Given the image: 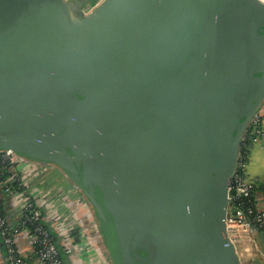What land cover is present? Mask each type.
Instances as JSON below:
<instances>
[{"label": "water", "instance_id": "1", "mask_svg": "<svg viewBox=\"0 0 264 264\" xmlns=\"http://www.w3.org/2000/svg\"><path fill=\"white\" fill-rule=\"evenodd\" d=\"M264 101L263 0H0V149L56 164L114 264H240L229 182Z\"/></svg>", "mask_w": 264, "mask_h": 264}, {"label": "built area", "instance_id": "2", "mask_svg": "<svg viewBox=\"0 0 264 264\" xmlns=\"http://www.w3.org/2000/svg\"><path fill=\"white\" fill-rule=\"evenodd\" d=\"M263 110L264 103L245 129L237 168L229 182L231 200L228 204L226 217L228 233L236 243L245 241L246 249H249L250 244L254 242L255 231L257 229L264 231V210L254 201L255 180L246 173L249 142L254 136H264ZM27 164L38 166L43 165V162L28 158L13 148L0 149V234L5 248L6 264H69L51 237V232L44 221L45 214L41 204L30 193L26 184L22 168ZM74 184L90 204L101 233L94 206L85 192L76 183ZM8 202L16 206V212L18 216H21L16 223L11 222L8 218L9 215L5 209ZM23 232H27L33 245L36 254L35 261L27 259L22 253L18 236ZM73 248V245H68L64 251L71 253ZM80 248L83 247L80 246ZM80 252H82L81 249Z\"/></svg>", "mask_w": 264, "mask_h": 264}, {"label": "crops", "instance_id": "3", "mask_svg": "<svg viewBox=\"0 0 264 264\" xmlns=\"http://www.w3.org/2000/svg\"><path fill=\"white\" fill-rule=\"evenodd\" d=\"M262 127L264 129V110ZM22 173L30 193L42 206L45 221L57 232L64 248L73 245L71 253L64 251L69 264H114L106 242L99 232L90 204L58 166L27 164L23 166ZM246 173L255 180L254 201L264 210V136L262 135L252 137L249 142ZM5 209L11 222L19 221L21 216H18L16 206L8 202ZM261 231L263 230L255 231V240L250 244L249 249H246L245 241L235 242L240 264H264V247L258 237ZM18 241L26 258L35 261L36 254L27 232L20 234ZM4 250L0 234V264H6Z\"/></svg>", "mask_w": 264, "mask_h": 264}, {"label": "rangeland", "instance_id": "4", "mask_svg": "<svg viewBox=\"0 0 264 264\" xmlns=\"http://www.w3.org/2000/svg\"><path fill=\"white\" fill-rule=\"evenodd\" d=\"M67 1L74 14L80 17L83 16L84 13L88 14L92 12L100 5L101 2H103V0H67ZM45 164H51V163H43V165ZM52 165L57 166L56 164L53 163ZM258 237L262 243V246L264 247V231H261Z\"/></svg>", "mask_w": 264, "mask_h": 264}, {"label": "trees", "instance_id": "5", "mask_svg": "<svg viewBox=\"0 0 264 264\" xmlns=\"http://www.w3.org/2000/svg\"><path fill=\"white\" fill-rule=\"evenodd\" d=\"M45 223H46V225L48 226V228H49V230L51 232L52 239L57 243L61 255L64 256L65 255V252H64V244L59 239V236H58L57 232L50 227V225L48 224V222L45 221Z\"/></svg>", "mask_w": 264, "mask_h": 264}, {"label": "bare ground", "instance_id": "6", "mask_svg": "<svg viewBox=\"0 0 264 264\" xmlns=\"http://www.w3.org/2000/svg\"><path fill=\"white\" fill-rule=\"evenodd\" d=\"M264 1V0H263Z\"/></svg>", "mask_w": 264, "mask_h": 264}]
</instances>
